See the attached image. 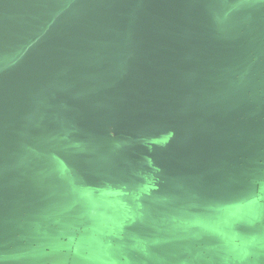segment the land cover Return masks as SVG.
<instances>
[{"label": "water", "instance_id": "95a60500", "mask_svg": "<svg viewBox=\"0 0 264 264\" xmlns=\"http://www.w3.org/2000/svg\"><path fill=\"white\" fill-rule=\"evenodd\" d=\"M262 8L0 0V236L80 204L139 256L193 233L227 264L210 207L247 126L240 26Z\"/></svg>", "mask_w": 264, "mask_h": 264}, {"label": "crops", "instance_id": "0c3cea01", "mask_svg": "<svg viewBox=\"0 0 264 264\" xmlns=\"http://www.w3.org/2000/svg\"><path fill=\"white\" fill-rule=\"evenodd\" d=\"M239 32L247 126L233 152L234 171L216 192L221 207H210V218L234 236L226 244L227 264H264V8ZM181 235L184 244L149 241L139 256L129 241L90 225L76 204L37 214L17 232L1 235L0 264H216L193 233Z\"/></svg>", "mask_w": 264, "mask_h": 264}]
</instances>
